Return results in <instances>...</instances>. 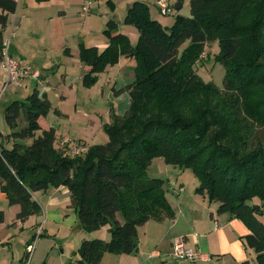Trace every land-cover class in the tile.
Wrapping results in <instances>:
<instances>
[{
  "label": "trees",
  "instance_id": "trees-1",
  "mask_svg": "<svg viewBox=\"0 0 264 264\" xmlns=\"http://www.w3.org/2000/svg\"><path fill=\"white\" fill-rule=\"evenodd\" d=\"M106 3L113 11L114 2ZM16 6V0H0L2 27ZM189 8V16L176 14L164 26L151 17L147 2L134 0L122 20L136 28L134 44L113 18L103 29L109 40L104 49L80 44L79 58L89 66L81 79L85 87L120 56L136 62L133 82L115 91L128 93L130 108L122 116L112 110V121L103 124L105 143L77 156L68 155L67 147L56 148L53 128L41 130L38 121L50 102L36 88L4 109L13 143L9 148L0 144V190L9 204H20L17 219L40 212L33 192L65 186L83 230L109 225L110 238L83 239L70 264H99L104 252L130 253L137 249L138 226L172 217L164 179L147 174L155 156L192 169L198 180L194 192L216 202L218 213L246 225L243 241L254 258L239 264H264V221L259 219L264 215V148L247 149L244 141L236 142L237 133L229 138L223 114L205 101L212 84L193 67L205 45L216 40L225 89L243 95L246 111L264 123V95L250 91L264 87V0H190ZM1 48L0 41V58ZM201 92L205 100L189 102L191 94ZM26 139L31 142L23 143Z\"/></svg>",
  "mask_w": 264,
  "mask_h": 264
},
{
  "label": "crops",
  "instance_id": "crops-1",
  "mask_svg": "<svg viewBox=\"0 0 264 264\" xmlns=\"http://www.w3.org/2000/svg\"><path fill=\"white\" fill-rule=\"evenodd\" d=\"M16 1L15 12L8 15L6 26L0 25V41L9 40V54L27 61L39 76L2 89L5 75L0 68L3 118L8 103L36 88L50 102L47 113L39 117V125L41 130L53 128L56 148L82 143L87 149L98 144L99 139H108L103 124L108 123L107 119L111 121L112 110L119 116L125 114L129 95L126 91H115L133 82L136 62L134 58L120 56L116 63L99 73L94 85L85 87L81 79L89 66L79 58L80 44L96 46L99 50L108 45L109 40L103 34L108 12L96 11L92 0ZM143 1L150 5L148 0ZM153 2L158 7V0ZM155 19L164 25L160 18ZM122 26L118 23V31L126 34L134 44L138 36L136 28ZM8 87L10 91L5 95L3 91ZM62 126L66 128L60 132ZM10 132L7 124L0 126V138L4 139L0 144L7 148L10 140L11 145L13 143V138L7 136ZM22 142L29 144L31 139ZM180 187L178 189H182ZM32 195L41 207L40 212L19 220L20 204H9L0 190V209L4 211V219L0 222V264H22L25 246L32 240L36 244L30 264H70L77 259L76 250L83 239L110 238L109 225L90 231L82 229L65 186L49 187ZM199 196L208 202L205 211L203 207L193 209L200 205L190 202L187 209L181 205L176 212L169 203L172 217L149 219L138 226L136 250L104 252L99 264H239L252 259V250L243 241L249 233L246 225L227 212L218 213V204L209 202L205 196L198 194L192 198L196 201ZM179 238H184L188 246L203 252L207 258L193 262L174 258L172 243Z\"/></svg>",
  "mask_w": 264,
  "mask_h": 264
},
{
  "label": "rangeland",
  "instance_id": "rangeland-1",
  "mask_svg": "<svg viewBox=\"0 0 264 264\" xmlns=\"http://www.w3.org/2000/svg\"><path fill=\"white\" fill-rule=\"evenodd\" d=\"M92 1L94 3L93 5L96 11L104 9L105 12H108L107 19L113 18L115 21L120 23L121 26L123 25L122 20L126 12L127 4L130 0H112L115 4V8L113 11L110 9L109 4L106 3V0ZM189 1L190 0H166L170 12H168L167 14H161L159 12V8L154 4L153 0H148V2L150 3L149 6L151 8V17H158L160 18L161 22L164 23L165 26H170L176 14H181L184 16L190 15ZM178 2L181 3V6L179 9H176L175 5ZM187 44L188 40L183 42L179 47V51H181ZM218 50V42L216 40L212 41L205 45L204 51L199 56V58L195 60L193 67L196 73L201 78V80L212 84L213 90L208 94L206 100L202 92L193 93L188 98L189 102L195 103L205 100L206 102L211 104L212 108L215 111L219 112V115L223 114L222 121L226 123L229 128L230 139H232V133H237L240 135L241 138H239L236 142L240 143L241 141H244L247 149L251 150L254 148H264V123L258 122L257 119L253 118L246 111V108L243 104V95L238 97L235 95V91H228L227 89H225L223 83L225 68L215 58V55ZM9 87L8 89H5L3 91L4 94L9 93ZM250 91H258V93L264 95L263 86H257L251 89ZM24 97L20 100L24 99ZM255 99L258 98H252V100ZM130 105L131 101L129 98V106L127 110L130 108ZM2 111L3 110H0V126L2 127L3 125L4 127H6ZM111 121L107 119L108 123H110ZM23 124L21 123V125ZM61 128L62 129L60 132H62L63 129H65L66 127L62 126ZM211 129H215V127L212 126ZM1 139L2 138H0V141ZM107 140L108 139H104V141H100L99 139L97 142L105 143ZM2 141L4 142V139H2ZM11 146L12 145L10 140L8 148ZM147 174L150 177H159L164 179L163 188L166 190L165 197L167 201L172 205V207L176 210V212L179 210V208H181V205H184L185 209H187V207L191 203L200 205L194 207L193 209L195 210L202 209V207L204 209V207L207 206L208 202H204L201 196H199L196 201H194L192 198L194 197V195L198 196V193L194 192L195 187L198 185V180L194 175L192 169L181 168L172 164H168L163 160L162 157L155 156L152 158L147 168ZM180 186L182 187V189H178ZM256 200L258 199L256 198ZM260 219L264 221V215L260 216ZM62 235L63 234H61L60 236ZM36 240H38V236H36ZM251 253L254 258V253Z\"/></svg>",
  "mask_w": 264,
  "mask_h": 264
},
{
  "label": "built area",
  "instance_id": "built-area-1",
  "mask_svg": "<svg viewBox=\"0 0 264 264\" xmlns=\"http://www.w3.org/2000/svg\"><path fill=\"white\" fill-rule=\"evenodd\" d=\"M89 4L86 3L85 6ZM159 12L161 14H167L170 12L168 8V3L166 0H158L157 2ZM9 40L2 43L1 48V58H0V68L2 69L5 79L2 84V89L9 85L18 84L20 81L28 78L39 76L37 71H32L31 65L20 58L12 57L8 52ZM86 150V146L82 143H72L67 147V153L70 156H77L82 154ZM35 246L34 240L30 241L25 246V256L23 258L22 264H30L31 255ZM172 255L174 258L179 260H189L191 262L197 259H206L205 254L191 246H188L184 238L176 239L172 243Z\"/></svg>",
  "mask_w": 264,
  "mask_h": 264
},
{
  "label": "water",
  "instance_id": "water-1",
  "mask_svg": "<svg viewBox=\"0 0 264 264\" xmlns=\"http://www.w3.org/2000/svg\"><path fill=\"white\" fill-rule=\"evenodd\" d=\"M180 6H181V3H180V2H178V3H176V5H175V8H176V9H179V8H180Z\"/></svg>",
  "mask_w": 264,
  "mask_h": 264
}]
</instances>
